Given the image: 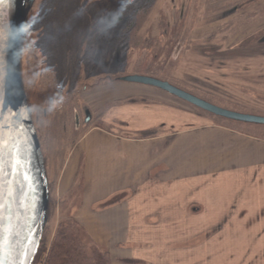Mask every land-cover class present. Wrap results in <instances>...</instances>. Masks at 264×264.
Masks as SVG:
<instances>
[{
	"label": "rangeland",
	"instance_id": "374dc122",
	"mask_svg": "<svg viewBox=\"0 0 264 264\" xmlns=\"http://www.w3.org/2000/svg\"><path fill=\"white\" fill-rule=\"evenodd\" d=\"M248 2L34 0L23 27L21 71L50 188L34 264L47 257L59 223L74 219L54 193L72 148L93 127L127 133L119 119L102 120L108 109L152 102L144 94L153 92L176 109L216 120L121 76L156 77L216 105L264 116V5L249 11ZM201 221L137 224L145 233L144 264H264V251L255 252L259 240L241 237L231 216Z\"/></svg>",
	"mask_w": 264,
	"mask_h": 264
},
{
	"label": "crops",
	"instance_id": "0c3cea01",
	"mask_svg": "<svg viewBox=\"0 0 264 264\" xmlns=\"http://www.w3.org/2000/svg\"><path fill=\"white\" fill-rule=\"evenodd\" d=\"M144 95L152 102L121 103L102 118L119 119L127 133L93 127L72 148L54 190L63 212L112 264H144L139 223H217L225 214L264 251V128L216 123Z\"/></svg>",
	"mask_w": 264,
	"mask_h": 264
},
{
	"label": "water",
	"instance_id": "95a60500",
	"mask_svg": "<svg viewBox=\"0 0 264 264\" xmlns=\"http://www.w3.org/2000/svg\"><path fill=\"white\" fill-rule=\"evenodd\" d=\"M34 0H11L0 4V259L5 264H33L48 221L49 178L41 142L23 86L21 37L25 19ZM121 81L162 89L215 116L236 122L264 125V116L216 105L169 81L156 77L127 74ZM87 111L86 121L90 120ZM19 125V128L14 127ZM15 143L18 147L10 156ZM19 161L16 171L11 165ZM21 173L30 180L25 183Z\"/></svg>",
	"mask_w": 264,
	"mask_h": 264
},
{
	"label": "trees",
	"instance_id": "16d2710c",
	"mask_svg": "<svg viewBox=\"0 0 264 264\" xmlns=\"http://www.w3.org/2000/svg\"><path fill=\"white\" fill-rule=\"evenodd\" d=\"M196 109L212 116L214 119L216 118V123L233 127L264 128V126L260 125L243 124L227 120L199 108ZM83 235L87 237L78 221L74 219L61 221L49 249L45 264H112L110 254L102 250L96 242L89 238V241H85Z\"/></svg>",
	"mask_w": 264,
	"mask_h": 264
},
{
	"label": "snow or ice",
	"instance_id": "6c2138e0",
	"mask_svg": "<svg viewBox=\"0 0 264 264\" xmlns=\"http://www.w3.org/2000/svg\"><path fill=\"white\" fill-rule=\"evenodd\" d=\"M7 2L10 3L11 0H7ZM3 3H5V0H0V4H3ZM21 30H23V29H21ZM4 67H5V65L3 64L2 61H0V70H3ZM3 127H6V126H0V130H2ZM14 127L19 128L20 126L19 125H15ZM17 147L18 146L15 143H13L12 149L9 152L10 156L13 154V152L16 150ZM18 165H19V161H17L16 163H13L11 165L12 170L16 171ZM2 170H3L2 167H0V172H2ZM21 175H22L25 183H27L30 180V177L28 175H25L23 173H21ZM4 207H5V205L2 202H0V213H2ZM0 219H3L2 215H0ZM2 240H3V237H2V235H0V246H2ZM0 264H5V261L3 259H0Z\"/></svg>",
	"mask_w": 264,
	"mask_h": 264
},
{
	"label": "built area",
	"instance_id": "2783aa9c",
	"mask_svg": "<svg viewBox=\"0 0 264 264\" xmlns=\"http://www.w3.org/2000/svg\"><path fill=\"white\" fill-rule=\"evenodd\" d=\"M41 264H45V258L42 259Z\"/></svg>",
	"mask_w": 264,
	"mask_h": 264
}]
</instances>
